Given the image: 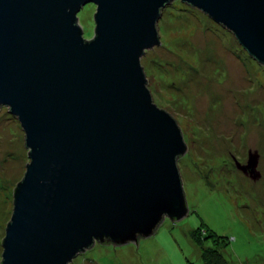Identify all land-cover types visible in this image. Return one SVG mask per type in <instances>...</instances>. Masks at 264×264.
Segmentation results:
<instances>
[{
	"label": "water",
	"instance_id": "1",
	"mask_svg": "<svg viewBox=\"0 0 264 264\" xmlns=\"http://www.w3.org/2000/svg\"><path fill=\"white\" fill-rule=\"evenodd\" d=\"M170 0H0V106L28 162L12 192L0 264H67L95 241L134 242L186 213L174 114L153 104L140 56ZM264 65V0H180ZM95 4L93 32L75 13ZM258 153L234 167L254 180Z\"/></svg>",
	"mask_w": 264,
	"mask_h": 264
},
{
	"label": "rangeland",
	"instance_id": "2",
	"mask_svg": "<svg viewBox=\"0 0 264 264\" xmlns=\"http://www.w3.org/2000/svg\"><path fill=\"white\" fill-rule=\"evenodd\" d=\"M168 6L174 10L164 16ZM94 10L87 2L75 13L83 37L92 36ZM157 33L159 43L140 64L153 104L175 115L187 146L175 160L186 213L163 216L134 242L95 241L67 264H203L190 235L203 229L223 236L220 253L230 264H264V65L180 0L160 9ZM247 150L258 153L254 180L233 167L232 159L245 162ZM27 151L18 121L0 106V253Z\"/></svg>",
	"mask_w": 264,
	"mask_h": 264
},
{
	"label": "trees",
	"instance_id": "3",
	"mask_svg": "<svg viewBox=\"0 0 264 264\" xmlns=\"http://www.w3.org/2000/svg\"><path fill=\"white\" fill-rule=\"evenodd\" d=\"M191 7V6H190ZM169 9V6H168ZM163 9L161 12H163V15L165 16L167 12H172V9ZM167 10V12H166ZM166 12V13H164ZM205 15V14H203ZM206 16V15H205ZM153 61L158 62L156 59H152ZM151 60V61H152ZM152 61V62H153ZM154 64V63H151ZM153 66V65H152ZM234 167V165H233ZM245 177V176H244ZM192 243L198 247V258L203 264H230L228 260H226L223 255L220 253V249L223 247L224 240L222 239L223 236L218 235L214 233L211 230L203 229L202 236L200 235H193L190 232ZM209 241L210 244L204 245V243ZM102 242L106 243L107 241L102 240ZM101 242V243H102Z\"/></svg>",
	"mask_w": 264,
	"mask_h": 264
}]
</instances>
